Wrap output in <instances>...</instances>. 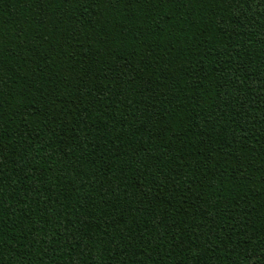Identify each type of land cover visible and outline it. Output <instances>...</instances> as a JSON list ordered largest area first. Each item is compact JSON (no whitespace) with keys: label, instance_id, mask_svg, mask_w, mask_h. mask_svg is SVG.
<instances>
[{"label":"trees","instance_id":"16d2710c","mask_svg":"<svg viewBox=\"0 0 264 264\" xmlns=\"http://www.w3.org/2000/svg\"><path fill=\"white\" fill-rule=\"evenodd\" d=\"M0 264H264V0H0Z\"/></svg>","mask_w":264,"mask_h":264}]
</instances>
